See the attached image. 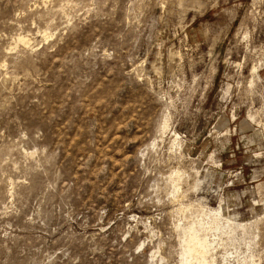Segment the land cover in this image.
Masks as SVG:
<instances>
[{"label": "rangeland", "instance_id": "rangeland-1", "mask_svg": "<svg viewBox=\"0 0 264 264\" xmlns=\"http://www.w3.org/2000/svg\"><path fill=\"white\" fill-rule=\"evenodd\" d=\"M219 208L264 264V0H0V264H182Z\"/></svg>", "mask_w": 264, "mask_h": 264}, {"label": "bare ground", "instance_id": "bare-ground-1", "mask_svg": "<svg viewBox=\"0 0 264 264\" xmlns=\"http://www.w3.org/2000/svg\"><path fill=\"white\" fill-rule=\"evenodd\" d=\"M26 43V42H25ZM257 68V67H256ZM254 70H256L255 68H253ZM252 69V70H253ZM255 72V71H254ZM168 119V118H167ZM167 122L166 121H164V124H163V126H162V128H163V131H166V129H167ZM169 126V125H168ZM249 127V126H248ZM169 128V127H168ZM164 133V132H163ZM174 141H175V139H174ZM173 141V144L174 143H178V141L177 142H174ZM179 144V143H178ZM177 145V144H176ZM156 146V144L154 143L153 144V147H155ZM181 174H180V171L179 170H177V171H174L171 175H170V177H169V181H170V183H171V187H172V189H174V192L177 194V193H179V191L181 190V188H180V186H181V176H180ZM182 177H183V175H182ZM168 181V182H169ZM199 186V185H198ZM180 192H182V191H180ZM172 194L174 195V193L172 192ZM181 194V193H180ZM179 194V195H180ZM179 195H178V197H179ZM176 196V195H175ZM177 197V198H178ZM187 206H189V205H187ZM182 207V206H181ZM180 207V208H181ZM202 207V206H201ZM184 209V208H183ZM190 210H192L191 208H189ZM195 209V208H194ZM198 210H200V209H198ZM201 210H202V208H201ZM200 210V211H201ZM205 210V209H204ZM182 211V210H181ZM187 211V210H186ZM196 211V210H195ZM222 211V210H221ZM221 211H220V208L218 209V211L216 210H206V211H202L201 212V214H198V215H202V216H204V218H207V219H204V218H202L201 220H199L198 222H196V221H193L192 220V222H190L191 220L189 219L188 221H185V224H186V222H188V224H186V225H184V226H182L181 227V225H179L180 224V221H179V224H177L178 226H180V228H181V236H179V237H181V239H182V241L181 242H183L182 244H183V250H182V252L180 253L181 255V263L182 264H211V262L208 260L209 259V256H210V254L211 253H214V252H212L214 249H216L215 247L217 246V244L215 243V241L214 240H210V237H209V232H211V233H213V232H221V233H225L224 231H225V226H223L221 223L222 222H220L221 221ZM183 212V211H182ZM181 212V213H182ZM180 213V212H179ZM180 213V214H181ZM184 213V212H183ZM190 213V212H189ZM199 213V212H198ZM185 214V213H184ZM191 214V213H190ZM194 214H197V212H194ZM182 215V214H181ZM198 215H196V216H198ZM183 216V215H182ZM185 216V215H184ZM191 216H192V214H191ZM190 216V217H191ZM194 216V215H193ZM196 216H194V217H196ZM201 216V217H202ZM187 217V216H186ZM189 217V216H188ZM193 217V218H194ZM229 217V216H228ZM235 217V216H234ZM233 217V218H234ZM183 218H185V217H183ZM224 218V217H223ZM232 218V217H231ZM197 220H198V218H196ZM200 219V218H199ZM187 220V219H186ZM228 220H230V219H228ZM228 220H225V222L227 221V224L228 225H230L229 224V221ZM224 221V220H223ZM233 221V220H232ZM182 222V221H181ZM234 222V221H233ZM236 222V221H235ZM226 224V223H225ZM247 225V224H246ZM227 226V225H226ZM231 226H233V223L231 222V225L230 226H228V227H226V228H229L232 232L231 233H233V231L235 230L233 227L231 228ZM235 226V225H234ZM237 226H239V227H243L244 228V226H242V225H237ZM249 226V225H248ZM178 228V227H177ZM179 228V229H180ZM178 229V230H179ZM249 229V228H248ZM238 230V229H237ZM243 230V229H242ZM245 231V230H244ZM226 232H227V229H226ZM230 232V231H229ZM228 232V233H229ZM214 233V234H215ZM213 234V235H214ZM236 234V233H235ZM219 235V234H218ZM231 235V234H230ZM211 236V235H210ZM221 236H222V238H223V235L221 234ZM228 236V235H227ZM226 236V237H227ZM220 237V236H219ZM233 237H234V235H233ZM222 240V239H221ZM228 240V239H227ZM234 240V239H233ZM220 241V240H219ZM179 242H180V240H179ZM222 242H220V244H221ZM214 244H216V246L214 247ZM219 244V243H218ZM219 244V245H220ZM222 246V245H221ZM182 247V246H181ZM218 247V246H217ZM215 251H217V250H215ZM215 255H217V254H215ZM216 257V256H215ZM211 260V259H210ZM223 260H225V259H223ZM213 261H215L216 262V260H213ZM213 264V263H212Z\"/></svg>", "mask_w": 264, "mask_h": 264}]
</instances>
